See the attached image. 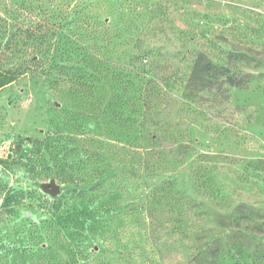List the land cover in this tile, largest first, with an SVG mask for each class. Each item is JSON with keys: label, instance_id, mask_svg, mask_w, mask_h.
<instances>
[{"label": "rangeland", "instance_id": "rangeland-1", "mask_svg": "<svg viewBox=\"0 0 264 264\" xmlns=\"http://www.w3.org/2000/svg\"><path fill=\"white\" fill-rule=\"evenodd\" d=\"M6 1L0 264H264V0Z\"/></svg>", "mask_w": 264, "mask_h": 264}, {"label": "trees", "instance_id": "trees-1", "mask_svg": "<svg viewBox=\"0 0 264 264\" xmlns=\"http://www.w3.org/2000/svg\"><path fill=\"white\" fill-rule=\"evenodd\" d=\"M5 5V18L0 20V38L4 41L3 43L0 42V50L6 49H15L17 48V41L21 35H25V38L31 39L34 42H44L49 37V31L39 30L37 27L34 26H27L26 28L21 26L20 23L21 17L17 9L14 6L8 4L5 0L3 1ZM1 21L3 23H1ZM0 55V68H4L8 66L7 64L11 65L5 72L7 75L11 76H19L30 70L33 63H37L40 61L39 55H34L31 59L28 58H20L17 62L9 63L10 60L14 59L13 57H7L5 55ZM31 64V65H30ZM197 69L200 67L199 65L196 66ZM1 70V69H0ZM4 72V71H2Z\"/></svg>", "mask_w": 264, "mask_h": 264}, {"label": "water", "instance_id": "water-1", "mask_svg": "<svg viewBox=\"0 0 264 264\" xmlns=\"http://www.w3.org/2000/svg\"><path fill=\"white\" fill-rule=\"evenodd\" d=\"M43 191L52 194L53 196H57L61 193V187L57 185L55 182L44 183L41 185Z\"/></svg>", "mask_w": 264, "mask_h": 264}]
</instances>
